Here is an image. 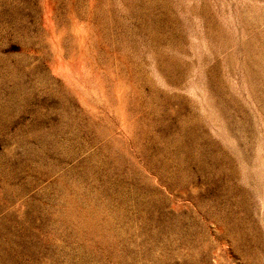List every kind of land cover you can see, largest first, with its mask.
<instances>
[{"label":"rangeland","instance_id":"rangeland-1","mask_svg":"<svg viewBox=\"0 0 264 264\" xmlns=\"http://www.w3.org/2000/svg\"><path fill=\"white\" fill-rule=\"evenodd\" d=\"M0 264H264V0H0Z\"/></svg>","mask_w":264,"mask_h":264}]
</instances>
